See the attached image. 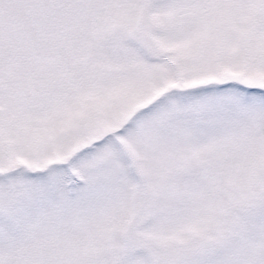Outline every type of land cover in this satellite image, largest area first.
<instances>
[{"label": "snow or ice", "instance_id": "6c2138e0", "mask_svg": "<svg viewBox=\"0 0 264 264\" xmlns=\"http://www.w3.org/2000/svg\"><path fill=\"white\" fill-rule=\"evenodd\" d=\"M0 264H264V0H0Z\"/></svg>", "mask_w": 264, "mask_h": 264}]
</instances>
